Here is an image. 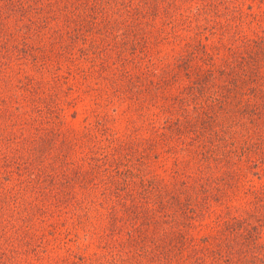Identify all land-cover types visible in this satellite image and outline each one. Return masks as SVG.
<instances>
[{"label": "rangeland", "instance_id": "1", "mask_svg": "<svg viewBox=\"0 0 264 264\" xmlns=\"http://www.w3.org/2000/svg\"><path fill=\"white\" fill-rule=\"evenodd\" d=\"M0 3V264L264 251V0Z\"/></svg>", "mask_w": 264, "mask_h": 264}, {"label": "trees", "instance_id": "2", "mask_svg": "<svg viewBox=\"0 0 264 264\" xmlns=\"http://www.w3.org/2000/svg\"><path fill=\"white\" fill-rule=\"evenodd\" d=\"M261 2H262V0H260ZM12 1H9L8 3L10 4ZM3 4L4 3H0V6H3ZM94 4H96V3H94ZM9 7H11V8H13V6H10V5H8ZM240 6H241V3H240ZM259 10H261V13L263 12V10H262V8L260 7V9ZM252 38V40L253 39H257V36H255V37H251ZM251 40V43H253V41ZM200 42V40L199 41H197V46L199 47V48H201L202 47V49L204 48V45H203V43H199ZM200 45V46H199ZM204 53H203V55H205V51H203ZM255 55V54H254ZM209 69H212V67H211V65H209V67H208ZM209 69H206V72H207V70H209ZM227 69V71H226V73H228L229 75H230V77H233V78H235V77H237V76H235L234 75V73L237 71L236 70V68H234V69H232V70H230V67L228 66V67H226V65H225V68L223 67V70L222 71H225ZM251 69V68H250ZM252 70V69H251ZM248 71V69L245 71V72H247ZM207 74V73H206ZM226 77L228 78V76L226 75ZM229 77V78H230ZM238 78V77H237ZM221 242H222V245L220 246V251H224L225 252V250H226V248L224 249L223 248V246L227 243L228 244V241L227 240H225V239H222L221 240ZM217 243V241L215 242V244ZM215 246V245H214ZM264 255V251L262 252V253H256V255L251 259V260H249V261H246V263L247 264H261L260 263V260H259V258L260 257H262ZM196 264H198V263H196Z\"/></svg>", "mask_w": 264, "mask_h": 264}]
</instances>
